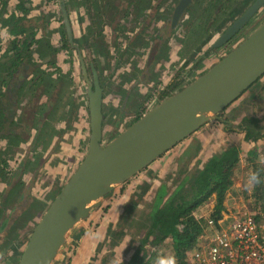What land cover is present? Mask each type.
Segmentation results:
<instances>
[{
  "label": "rangeland",
  "instance_id": "374dc122",
  "mask_svg": "<svg viewBox=\"0 0 264 264\" xmlns=\"http://www.w3.org/2000/svg\"><path fill=\"white\" fill-rule=\"evenodd\" d=\"M4 1L7 3L5 7L2 6ZM178 1L0 2V46L4 49H1L0 55L5 53L10 38L9 23L6 30L2 27L3 21L9 14L25 18L28 21L27 32L35 33L36 43L24 54L29 57L31 70H34L33 66H40L45 75L34 86L31 83L23 85L25 97L20 95L18 88L19 99L13 111L18 125L13 127L20 126L21 131L19 138L13 139L15 142L10 146L11 150L7 151L4 140H0V160L5 162L0 194L7 189V182L11 179L22 183L17 187L12 184L4 201L0 196V221L12 213L6 229L0 233V264L18 263L31 231L82 161L89 136L87 91L95 77L103 89V141L107 143L156 106L160 102L159 94L166 86L176 82L171 93L180 90L264 21L263 5L227 47L211 50L215 40L238 16L227 20L199 49L220 20L234 11L243 13L246 9L244 4H251L253 0H196L191 10L181 16L176 30L166 32ZM18 4H21L20 8H17ZM64 15L73 38L72 46L62 42L66 38ZM211 18L215 20L208 26ZM1 64L0 71L4 67ZM33 77L31 72L28 79ZM248 97L251 99L244 102ZM3 100L0 97L4 106ZM6 118L10 119L11 115ZM220 118L210 119L190 138L101 199L88 218L67 235L52 264H125L146 234L149 205L156 189L161 182L173 185L178 179L176 161L187 144L197 142L199 137L204 139L207 148L202 150L198 145L197 154L195 151L193 155L220 152L244 138V133L238 132L244 128L243 119L258 120L260 134H264V73ZM224 119L229 122V126L226 124L228 127L223 124ZM8 128L4 126L0 135H6ZM10 128L13 130L11 133L15 131ZM35 129L38 131L34 141ZM6 136L14 138L11 134ZM242 147L247 150V146ZM250 147L251 143L248 144ZM258 159H264V152ZM191 161L188 158V166H191ZM246 166L243 162L235 171V183L225 198L226 209L230 212L249 210L251 206L249 193H243L247 183ZM14 172L19 176H12ZM29 182V191L18 204L20 194L26 192ZM133 202L136 208L125 221ZM205 212L204 208H200L197 215L202 216ZM81 228V235L74 239V233ZM118 229H121V234L115 236ZM17 244V251H12ZM166 248L163 245L157 250L152 264H176ZM186 261L189 263L190 259Z\"/></svg>",
  "mask_w": 264,
  "mask_h": 264
},
{
  "label": "water",
  "instance_id": "95a60500",
  "mask_svg": "<svg viewBox=\"0 0 264 264\" xmlns=\"http://www.w3.org/2000/svg\"><path fill=\"white\" fill-rule=\"evenodd\" d=\"M189 2H179L174 21ZM263 5L264 0H255L215 43L230 41ZM263 73L264 21L204 73L107 143L103 141L102 90L95 77L87 91L89 137L84 157L31 231L18 264H52L67 235L101 199L216 118Z\"/></svg>",
  "mask_w": 264,
  "mask_h": 264
},
{
  "label": "trees",
  "instance_id": "16d2710c",
  "mask_svg": "<svg viewBox=\"0 0 264 264\" xmlns=\"http://www.w3.org/2000/svg\"><path fill=\"white\" fill-rule=\"evenodd\" d=\"M1 1L3 0H0V2ZM254 1L255 0H253V2ZM19 2H21V0H19ZM6 5L7 3L4 1L2 6L5 7ZM244 5L245 7H249L251 4ZM20 7L21 4H18L17 8ZM240 14H242V12L234 11L225 16L222 21L220 20L208 37L205 38L199 49L211 40L227 20H232ZM214 20L215 19L211 18L208 26ZM26 22L28 21L25 18H16L14 14H9L2 24V27L7 30L8 27L6 24L9 23L10 29H8V33L10 38L7 40L8 46H5V53L1 54L2 57L0 59V62L3 63L1 65L4 66L0 71V97L2 99L4 98L13 109L17 106L19 90L20 95L25 97L22 92L23 85L25 83H31L34 86L37 84V80L41 81L42 76H45L44 70L40 66H33L34 70H31V67L28 65L29 57L24 54V52H29V47L35 42V33L27 32ZM175 28L176 27H172L170 23V25L166 26L165 31L172 32ZM64 31H66V29ZM65 35L66 38H63L64 41L62 42L72 46V36H69L67 31ZM158 39L159 38L155 39V43H157ZM226 45L227 44H216L214 42L211 46V50H219L226 47ZM1 49L3 48L0 46V51L2 52L4 49ZM187 64L188 62L186 65ZM31 72L34 73V77L28 79ZM257 82L258 79L246 91ZM176 85L177 83L173 82L171 85L166 86L159 94V100L162 101L164 98L172 95L173 93L171 92ZM11 90L16 91L12 92ZM249 99L251 98L248 97L244 99V102H247ZM2 109L3 106L0 103V133H2V129L4 130V126H9L5 134H11L14 138H8L6 135L1 134L0 140H4V144L7 146V151H10L12 148L10 146L15 142L14 140L19 138L18 135L21 128L20 126L13 127V125H18L14 119L15 112H12L11 118L8 119L5 118V112ZM225 110H227V108ZM1 111L4 113V116ZM223 112L216 116V120L221 119L220 116ZM242 123L244 128L238 132L244 133V142L253 143V147L247 152H244L238 146H230L220 152L214 153L208 160L202 163L200 167V162H196L193 166H188L187 163L188 158L192 160L193 152L197 150V142H190L185 147L184 151L180 153L176 161L178 179L173 185H167L165 181L161 182L156 189L152 202L149 205L146 234L139 244V247L125 264H152L155 259L154 255L157 254V250L163 245L167 246L166 249L170 250V255H173L176 264H190V261L188 263L186 260L190 259V253L195 249L197 243L201 241L205 229V217L197 219L195 216L197 215L198 209L204 208L206 210L204 215L213 221L221 219L222 215L227 210L225 206V198L229 191L232 190L235 183V171L243 162L247 165V178L251 173H256L258 175L257 184L253 187L245 186L243 193L244 195L249 193L248 198L251 202L249 211L256 221L260 220L264 215V159H258L260 155V147H262V145H257V142L264 140V134H260L258 120L254 118L243 119ZM223 124L230 125L225 119L223 120ZM10 126L15 129L12 133ZM37 131L38 130L35 129L34 141L37 139L35 138ZM196 154H194V156H196ZM4 164L5 162L0 160V179L2 180V183L4 182L5 174L2 171V166ZM11 174L13 176L16 175L17 172ZM18 176L19 173L17 174V177ZM12 184L16 187L18 184V186L22 185L21 182L19 183L14 179L7 182V189L3 191L4 193L2 192L3 194H0L3 201L8 192V188L12 186ZM29 186L30 182L25 188L26 192L23 191L20 194L18 204L27 195ZM135 208L136 203L133 202L130 210L126 213L125 221L129 220ZM11 218L12 213H9L6 216V219L1 218L0 233L6 229ZM120 230L121 229H118L115 232V236L121 234ZM81 232L82 228L78 229L73 235L74 239L80 236ZM146 245L147 247H145ZM18 246L19 244L13 246L12 251L16 252Z\"/></svg>",
  "mask_w": 264,
  "mask_h": 264
},
{
  "label": "built area",
  "instance_id": "2783aa9c",
  "mask_svg": "<svg viewBox=\"0 0 264 264\" xmlns=\"http://www.w3.org/2000/svg\"><path fill=\"white\" fill-rule=\"evenodd\" d=\"M195 216L205 217V229L190 264H264V215L256 221L248 209H227L217 221Z\"/></svg>",
  "mask_w": 264,
  "mask_h": 264
},
{
  "label": "flooded vegetation",
  "instance_id": "af4514ba",
  "mask_svg": "<svg viewBox=\"0 0 264 264\" xmlns=\"http://www.w3.org/2000/svg\"><path fill=\"white\" fill-rule=\"evenodd\" d=\"M180 1H181V0H179L178 3L175 5L174 10H173V15L170 17V19H169L167 25H170V23H171L172 27H176V28H177V27H178V23L180 22L179 19H181L180 17L185 13V11H186V12L190 11L191 8L194 6V4L197 2L196 0H190V2L188 3V5H187V6L181 11V13H180V15L178 16V18L176 19V21H174V12H175V9H176V7H177V5L179 4ZM251 4H252V3H251ZM247 8H248V7H246V9H247ZM261 8H262V7H261ZM261 8H260V9H261ZM246 9H245V10H246ZM260 9H259V10H260ZM245 10H244V11H245ZM256 14H257V13H256ZM240 15H241V14H240ZM240 15H239V16H240ZM239 16H238V17H239ZM238 17H237V18H238ZM235 19H236V18H235ZM235 19H234V20H235ZM234 20H233V21H234ZM233 21H232V22H233ZM232 22H231V23H232ZM249 22H250V21H249ZM249 22H248V23H249ZM248 23H247V24H248ZM247 24H246L243 28H241V29H240V30H239V31H238V32H237V33L231 38L230 41H228L227 43H225V44H227L226 47L228 46V44L231 43L232 39H234L236 36L239 35V33H240V32H241V31L247 26ZM176 28H175V30H176ZM175 30H174V31H175ZM224 31H225V30H224ZM221 35H222V34H221ZM221 35H220V36H221ZM218 38H219V37H218ZM218 38H217V39H218ZM215 41H216V40H215ZM241 41H242V40H241ZM241 41H240V42H241ZM240 42H239V43H240ZM237 44H238V43H237ZM237 44H236V45H237ZM236 45H235V46H236ZM235 46H234V47H235ZM224 48H225V47H224ZM232 49H233V48H232ZM232 49H231V50H232ZM229 51H230V50H229ZM229 51H228V52H229ZM228 52H227V53H228ZM227 53H226V54H227ZM226 54H225V55H226ZM225 55H224V56H225ZM0 56H1V55H0ZM1 57H2V56H1ZM221 58H222V57H221ZM221 58H220V59H221ZM96 81H97V83H98L97 78H96ZM93 83H94V80H93L91 86H93ZM98 85H99V83H98ZM99 87H100V85H99ZM100 88H101V87H100ZM101 90H102V96H103V89L101 88ZM245 92H246V91H245ZM245 92H244V93H245ZM244 93H243V94H244ZM243 94H242V95H243ZM3 99H4V98H3ZM236 101H237V100H236ZM3 102H4V103H3L4 106L2 105V106H3V109H2V110L5 112V118H6L8 115H11V114H12V112L14 111L15 108L13 109V107L10 106V105L5 101V99L3 100ZM8 109H9V113H8ZM12 109H13V110H12ZM1 112H2V111H1ZM2 115L4 116V113H3V112H2ZM140 117H141V116H140ZM140 117H138V118H140ZM138 118H137V119H138ZM137 119H136V120H137ZM136 120H135V121H136ZM135 121H134V122H135ZM88 137H89V136H88ZM190 137H191V136H190ZM190 137H189V138H190ZM216 153H217V152H216ZM89 215H90V214H89ZM20 255H21V254H20ZM19 259H20V256H19ZM18 262H19V260H18ZM17 264H18V263H17Z\"/></svg>",
  "mask_w": 264,
  "mask_h": 264
},
{
  "label": "crops",
  "instance_id": "0c3cea01",
  "mask_svg": "<svg viewBox=\"0 0 264 264\" xmlns=\"http://www.w3.org/2000/svg\"><path fill=\"white\" fill-rule=\"evenodd\" d=\"M196 140H197L198 145H200V148H202V150H205V149L207 148L206 144L204 143V139L197 137ZM261 141H262V140H261ZM261 141H258V142H257V145H259L260 143H261V145H262V147H260V151H259L260 153H261V152H264V151H263V150H264V148H263V146H264V142L262 141V142H263V144H262ZM248 144H249V143L244 142V140H243V138H242L238 143H236V144L233 145V146H238V147H239L240 149H242L244 152H247L250 148L253 147V143H251V144H252V147H250V148H248ZM187 145H188V144H187ZM242 145L247 146V150H244L243 147H242ZM231 146H232V145H231ZM181 152H182V151H181ZM212 154H213V153H212ZM210 156H212L211 153H210L209 155L207 154V155L203 156L202 152H201V153L199 152V156H198V155H196V156L193 155V156H192V161H191V163H193V164L190 163V165L193 166L196 162H200V165H199V167H200L202 163H204L206 160L209 159ZM165 159H168V158H165Z\"/></svg>",
  "mask_w": 264,
  "mask_h": 264
},
{
  "label": "clouds",
  "instance_id": "9594fccd",
  "mask_svg": "<svg viewBox=\"0 0 264 264\" xmlns=\"http://www.w3.org/2000/svg\"><path fill=\"white\" fill-rule=\"evenodd\" d=\"M258 182V175L256 173H251L249 174L247 178V185L246 187H253L257 184Z\"/></svg>",
  "mask_w": 264,
  "mask_h": 264
}]
</instances>
